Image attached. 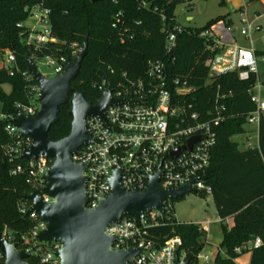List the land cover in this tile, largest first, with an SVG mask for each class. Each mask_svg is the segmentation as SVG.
Wrapping results in <instances>:
<instances>
[{"label":"built area","instance_id":"obj_1","mask_svg":"<svg viewBox=\"0 0 264 264\" xmlns=\"http://www.w3.org/2000/svg\"><path fill=\"white\" fill-rule=\"evenodd\" d=\"M123 22L122 14L119 13L113 26L118 27ZM240 22L242 26L237 29L219 21L200 36L208 41L206 48L209 58L206 65L209 68L208 81L214 80L211 86L216 84L218 77L228 73H236L241 81H249L253 75L257 77L256 84L250 91L251 101L256 108L248 115L246 124L255 126L256 130L253 133L245 132L244 144L246 149H256L260 147L259 124L264 116V99L260 97L262 85L258 79V55L253 47H245L238 41L237 33L251 40L252 33L260 26L257 25V19H249L243 14ZM18 26L27 28V35L22 38V43L33 52V58L43 48L60 44L53 30L51 10L40 4L30 8L27 20ZM183 31L181 24L164 28L165 53L169 59L174 60L178 36ZM81 47L79 43L71 45L72 59L79 54ZM42 59L48 60L55 67V76L65 71L70 60L52 56L32 60L38 67ZM4 69L11 74L18 70L16 53L9 48H0V70ZM111 75L113 79H104L98 84L102 95L105 91H110L115 100L134 102L107 105L104 118L87 117L86 132L90 141L72 155L75 163L86 165L84 175L87 207L96 208L111 193L110 179L117 170L121 171V185L128 191L144 190L149 181L160 174L159 182L164 188L177 189L193 185L194 192L204 197H213V187L207 181V171L212 151L217 144L218 127L230 118L226 100L231 94L222 93L220 85H217L216 96L210 106L204 111L197 110L195 103L187 99L195 88L187 79L171 77L163 58L149 60L144 75L138 78H133L126 72L117 74L114 69H111ZM24 76L29 82L26 87L28 104H17L16 115L0 112V119L6 122V131L11 137V142L4 148L10 162L21 158L22 152L32 145V140L23 135L11 120L17 114L35 116L40 108L39 84L29 70ZM195 137L201 138L189 148V141ZM183 146L185 149L182 152L173 154L174 150ZM23 160L24 164H17L11 169V175L26 174L27 183L31 187L29 194L34 190L43 191L53 160L43 157ZM42 198L45 203L53 201L46 194H42ZM163 205L166 214L154 209L140 216H123L106 228V233L115 239L113 250H139L131 263L126 264H176V252L180 250L182 239L173 237L159 244L151 237V231L165 225L171 214V199L165 200ZM32 206L29 199L18 205L21 215L34 222L27 233L17 237L6 227L1 234L5 240L18 243L20 249L30 253L27 261L35 258L38 259L36 264H59L55 253L61 248V243L38 241V235L46 228V223L36 212L28 215ZM194 224L204 230L207 241V246L197 255L194 264H215L216 255L207 251L212 223L207 220ZM261 245L262 240L256 238L248 247L257 248Z\"/></svg>","mask_w":264,"mask_h":264},{"label":"trees","instance_id":"obj_2","mask_svg":"<svg viewBox=\"0 0 264 264\" xmlns=\"http://www.w3.org/2000/svg\"><path fill=\"white\" fill-rule=\"evenodd\" d=\"M192 1L0 0V48L13 50L18 65L13 74L0 70V112L16 115L17 104H28L26 87L29 82L24 76L28 71V58L52 56L71 60V45H83L86 40L87 55L72 87L93 104L102 95L98 84L104 79H113L111 69L117 74L126 72L138 78L144 75L148 61L156 58L166 60L171 77L187 79L195 88L187 99L195 103L197 110L204 111L210 106L216 96L217 85H220L222 93L231 96L226 100L230 118L218 127L217 144L207 171L222 230L215 264H238L236 260L248 252L252 253L250 264H264V116L259 124V148L242 149L243 144L233 140L246 132L247 117L256 108L250 91L257 77L253 75L249 81H241L236 73H228L218 77L214 86L206 87L209 79L206 65L208 41L200 34L219 21L231 26L232 21L226 16L211 19L203 27L183 26L174 60L166 56L164 28L180 24L176 17L177 8ZM38 4L51 10L53 30L60 44L43 48L33 58V52L22 43L27 28L18 24L26 21L30 8ZM119 13L124 22L114 27ZM4 85L11 87L10 92L4 89ZM70 109L69 102L59 108V121L48 134L51 141L61 140L70 134ZM10 142L6 122L0 119V232L7 227L19 237L34 225L18 209L19 203L28 199L31 187L26 174L11 175V169L25 161L16 158L10 162L4 151ZM167 218L165 225L151 231V237L159 244L180 237V257L194 264L197 255L207 246L206 233L194 223L179 222L172 214ZM228 219L232 220L231 225L226 224ZM256 238L262 240V245L249 248L248 245ZM4 260L0 252V262ZM30 262L36 264L38 259L32 258Z\"/></svg>","mask_w":264,"mask_h":264},{"label":"water","instance_id":"obj_3","mask_svg":"<svg viewBox=\"0 0 264 264\" xmlns=\"http://www.w3.org/2000/svg\"><path fill=\"white\" fill-rule=\"evenodd\" d=\"M96 1V0H93ZM86 40L79 54L69 60L65 71L53 78L45 77L37 64L27 59L29 72L40 87V108L35 116L17 114L11 123L25 136L32 140L21 158L25 160L50 158L53 164L46 176L43 191L34 190L28 195L33 206L28 215L36 212L46 223V228L38 235L43 243L60 242L61 248L55 256L59 264H126L139 253L138 249L115 251L112 249L115 239L106 233V228L123 216H140L154 209L166 214L165 200L179 199L194 192L193 185L167 189L159 182L160 174L153 177L144 190H126L120 183L121 171L117 170L110 179L111 193L96 208L87 207L86 165L75 163L72 155L90 141L86 132V120L89 116L105 117L109 104L131 102L115 100L110 91H105L96 104L87 101L84 95L72 87L87 55ZM214 80H209L206 87ZM71 96V98H70ZM70 103L69 115L72 118L70 134L58 141L48 138L49 131L59 121V108ZM201 137L192 138L189 148ZM185 146L174 150L178 154ZM42 194L50 196L53 201L45 203ZM0 252L5 258L0 264H32L27 259L30 253L20 249L18 243L5 240L0 232ZM176 264H190L188 259H181L176 252Z\"/></svg>","mask_w":264,"mask_h":264},{"label":"rangeland","instance_id":"obj_4","mask_svg":"<svg viewBox=\"0 0 264 264\" xmlns=\"http://www.w3.org/2000/svg\"><path fill=\"white\" fill-rule=\"evenodd\" d=\"M242 14L249 19L258 18V30L252 33V45L244 37L237 33L238 41L245 47H253L258 52V79L262 85L260 97L264 99V2L262 0H194L192 5L183 4L176 10L178 22L183 26L203 27L211 19L219 16L232 18L235 27L242 26L240 19ZM189 18H192L191 20ZM42 74L49 77L55 76V67L48 60L42 59L38 64ZM4 89L10 92L11 87L4 85ZM255 126L246 125V131L253 133ZM238 143H243V136L237 135L233 138ZM171 214L181 222L201 223L209 220L211 224L210 244L207 251L214 256L219 250L221 226L218 224L219 216L213 197H203L196 192L186 194L184 197L171 200ZM222 232V230H221ZM249 254L238 260L240 264H246Z\"/></svg>","mask_w":264,"mask_h":264},{"label":"crops","instance_id":"obj_5","mask_svg":"<svg viewBox=\"0 0 264 264\" xmlns=\"http://www.w3.org/2000/svg\"><path fill=\"white\" fill-rule=\"evenodd\" d=\"M193 2H194V0H193L191 3H189V5H192ZM262 2H264V0H262ZM189 19L191 20L192 18H189ZM229 19H231V21H232V25L235 26V22L232 20V18L229 17ZM253 19H257V20H258V18H253ZM246 40H248V43H249V41H250L249 44L252 45V39H251V40L246 39ZM248 47H249V45H248ZM242 136H243V143H242L243 146H242V149H246V148L244 147V144H245V141H246V133H245V134H242ZM179 222H181V221H179ZM186 223H191V222H186ZM201 223H203V222H201ZM231 223H232V220H231V219H228V220L226 221V224H228V225H231ZM218 224L221 226V220H220V218H219V222H218ZM219 234H222L221 230H220V233H219ZM221 239H222V235H221L220 241H221ZM223 252H224V251H223ZM223 252H222V253H223ZM246 254H249V255H250L249 258H248V260H247V262H246V264H250V260H251L252 253H251V252H248V253H246ZM246 254H243L241 257H239V258L236 260V262H237L238 264H240V263L238 262V260L241 259V258H244V256H245Z\"/></svg>","mask_w":264,"mask_h":264}]
</instances>
